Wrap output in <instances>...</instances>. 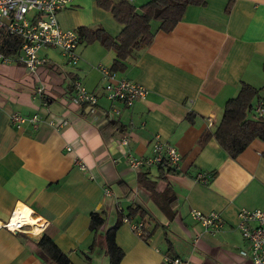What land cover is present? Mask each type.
<instances>
[{
  "label": "crops",
  "instance_id": "crops-1",
  "mask_svg": "<svg viewBox=\"0 0 264 264\" xmlns=\"http://www.w3.org/2000/svg\"><path fill=\"white\" fill-rule=\"evenodd\" d=\"M146 1L130 3L141 11ZM57 19L62 27L101 26L111 35L122 28L96 0H74ZM150 23V42L128 52L124 69H114L148 90L131 106L104 95L98 64L111 68L115 51L98 40L87 43L80 33L76 64L59 47L39 50L46 62L36 74L21 63L0 61V222L16 204L35 213L31 231L0 227V264H55L37 246L43 233L72 264H108L103 233L131 203L147 211L144 227L151 233L144 239L123 220L115 231L124 251L118 264H169L164 255L197 264H254L243 253L237 212L264 210V141L255 138L232 157L213 136L204 144L200 137L214 131L241 82L264 85V0H205L189 4L170 29L159 28L156 19ZM75 76L98 95L99 106L120 109L107 119L124 129L108 143L84 117L85 105L72 99ZM40 84L43 96L36 91ZM260 98L264 101V88L248 116L258 117ZM14 111L38 113L41 119L16 127L10 121ZM260 113L264 117V102ZM155 134L177 147L179 164L163 173L157 165L134 171L126 155H150ZM123 135L126 144L118 141ZM198 172L211 176L203 182ZM192 208L218 210L224 226L204 230L191 217ZM91 211L105 219L97 230L89 226Z\"/></svg>",
  "mask_w": 264,
  "mask_h": 264
},
{
  "label": "built area",
  "instance_id": "built-area-1",
  "mask_svg": "<svg viewBox=\"0 0 264 264\" xmlns=\"http://www.w3.org/2000/svg\"><path fill=\"white\" fill-rule=\"evenodd\" d=\"M129 2L133 0H127ZM74 0H0V37L2 35H16L22 38V43L18 50L11 55H6L0 51V61L6 63H21L31 73L36 74L39 65L46 62V57L39 55L41 48L59 47L61 53L71 64H76L79 60L78 45L81 42L79 32L73 28L62 27L57 19V12L72 5ZM104 78L103 90L106 98L113 101H121L125 106H131L136 100L144 98L148 92L147 88L126 76H120L117 71L107 67L103 63L98 64ZM73 88V101L85 104L84 117L91 121H98L102 118H111L119 114L120 109L116 106L101 107L98 104V95L89 90L83 81L78 77L71 80ZM36 91L41 96L44 95V86L40 84ZM263 99H259L256 106V114L261 115L260 110ZM259 111V113H258ZM38 113L25 116L18 111L10 113V121L16 127H22L25 123L36 125L40 121ZM208 124L212 123L210 116L207 117ZM120 143L126 144V135L119 137ZM70 148V146H68ZM181 154L177 147L163 140L155 134L152 141V153L147 156H138L133 153L126 155L127 164L134 171H139L144 167L157 165L167 168L175 167L179 164ZM76 159V158H75ZM76 164L80 168H85V163L81 158H77ZM211 175L205 172H198L197 178L206 182ZM109 192L108 188H105ZM17 208L11 210L8 218L0 222V227H5L11 231H26L25 225L14 219ZM191 217L202 225L203 229L215 232L224 226V219L218 210L202 211L192 208ZM237 228L246 240L243 253L254 264H264V210L260 208L241 207L238 212ZM127 221L133 231L138 234L144 233L142 230V220ZM196 240V238H194ZM164 260L169 264H197L186 257L164 255Z\"/></svg>",
  "mask_w": 264,
  "mask_h": 264
},
{
  "label": "trees",
  "instance_id": "trees-1",
  "mask_svg": "<svg viewBox=\"0 0 264 264\" xmlns=\"http://www.w3.org/2000/svg\"><path fill=\"white\" fill-rule=\"evenodd\" d=\"M104 9H110L113 17L122 24V28L116 35H111L103 27L78 26L77 31L84 36L87 43L98 40L105 48L113 49L116 57L112 63V69H124V60L132 49H139L147 45L154 31L150 21L159 20V28L167 30L172 28L182 17L189 4H203L205 0H149L140 5L141 11L135 10L127 0H96ZM230 7V2L226 10ZM22 38L16 35H2L0 37V51L6 55L14 54L22 43ZM262 86H254L247 82H241L237 93L228 98L224 104V110L220 122L214 131L203 132L200 137L204 144L211 136L232 157L237 156L253 139L260 138L264 141V117H250L255 98H259ZM85 104H83L84 106ZM84 114V113H83ZM104 142L108 143L115 131L123 130L117 120L102 118L95 122ZM264 155V150L262 151ZM174 167H159L163 170H171ZM143 174L140 173V176ZM130 191L127 193L129 195ZM147 211L140 205L131 203L126 213L119 212L113 225L107 227L103 233V246L108 256V264H118L124 251L115 241V231L124 217L131 220H142V230L139 234L147 239L151 230H146L144 222ZM137 215V216H136ZM140 216V217H139ZM104 217L98 211H91L89 226L94 230L104 224ZM37 246L55 264H72L65 252H63L53 239L43 233L37 241ZM170 247V245H169Z\"/></svg>",
  "mask_w": 264,
  "mask_h": 264
},
{
  "label": "bare ground",
  "instance_id": "bare-ground-1",
  "mask_svg": "<svg viewBox=\"0 0 264 264\" xmlns=\"http://www.w3.org/2000/svg\"><path fill=\"white\" fill-rule=\"evenodd\" d=\"M34 211L30 210V212L28 213L25 209H23V207H19V205H17L15 214H14V219L17 221L22 222L23 224H26L25 227L26 229H28L29 231H31L28 226L33 225V216H34ZM35 221V220H34ZM31 224V225H30ZM39 223H35L34 225H37Z\"/></svg>",
  "mask_w": 264,
  "mask_h": 264
},
{
  "label": "rangeland",
  "instance_id": "rangeland-1",
  "mask_svg": "<svg viewBox=\"0 0 264 264\" xmlns=\"http://www.w3.org/2000/svg\"><path fill=\"white\" fill-rule=\"evenodd\" d=\"M80 46H83V43L81 42Z\"/></svg>",
  "mask_w": 264,
  "mask_h": 264
}]
</instances>
